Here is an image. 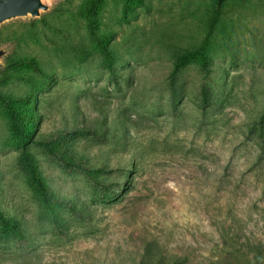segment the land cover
Masks as SVG:
<instances>
[{
  "label": "rangeland",
  "instance_id": "rangeland-1",
  "mask_svg": "<svg viewBox=\"0 0 264 264\" xmlns=\"http://www.w3.org/2000/svg\"><path fill=\"white\" fill-rule=\"evenodd\" d=\"M88 1L53 0L38 18L0 24V93L37 98L24 147L8 145L0 105V264H263L264 0H225L209 69L183 68L174 104V57L204 38L214 1L104 0L112 71L88 36ZM29 57L50 75L16 62ZM39 140L130 189L108 201ZM31 175L83 217L51 210Z\"/></svg>",
  "mask_w": 264,
  "mask_h": 264
},
{
  "label": "trees",
  "instance_id": "trees-1",
  "mask_svg": "<svg viewBox=\"0 0 264 264\" xmlns=\"http://www.w3.org/2000/svg\"><path fill=\"white\" fill-rule=\"evenodd\" d=\"M138 2L142 0H137ZM215 3L216 11L212 16L210 21L209 28L200 41V43L193 48L184 49L178 52L172 63V70L169 74V87L172 92V103L176 97V84L178 77L183 68L188 64H195L204 72H207L210 65V58L208 56V50L211 44L212 33L215 28V25L219 21L221 10L225 0H213ZM104 0H89L84 7L83 17L86 23V30L88 36L95 43V48L103 56V65L104 67L112 71L113 64L115 61V56L113 52L109 49V44L113 39L112 34H101L99 31V16L103 7ZM125 10V8H124ZM32 41H36L35 38L29 36ZM16 62L19 64L31 68L37 72L42 77H48L50 74L45 71L40 63L33 57L18 59ZM17 75V74H16ZM7 76V75H6ZM8 75L7 77H11ZM204 101L208 98V94L203 90ZM36 93L27 92L24 95H15V94H3L0 93V105L3 107L4 114L8 121V131H9V143L11 147H24L27 144L33 141V131L36 125ZM39 146H42L53 155L63 166L67 168H74L81 171V173L90 180L95 186L100 188L101 192L105 195L108 201L121 200L125 193L130 189V182L118 183L117 185L106 183L103 184L100 179L102 176L108 175L111 173V169H108L104 166L96 168H85L79 167L75 164L70 163L69 161L62 159L58 156H55L52 146L49 145L47 141H37ZM135 164H130L127 168L126 173L132 175L135 173ZM131 181V180H130ZM29 184L36 191L38 196L41 198L42 202L47 206H50V209L53 208H65L74 215L83 217L84 211L75 207L70 201H64L56 198L53 194L48 191V188L42 180L31 175L29 178ZM52 221L57 223V218L55 215L51 216ZM0 222H4V216L0 212ZM10 227L11 231H17L15 223H6ZM264 264V263H263Z\"/></svg>",
  "mask_w": 264,
  "mask_h": 264
},
{
  "label": "water",
  "instance_id": "water-1",
  "mask_svg": "<svg viewBox=\"0 0 264 264\" xmlns=\"http://www.w3.org/2000/svg\"><path fill=\"white\" fill-rule=\"evenodd\" d=\"M53 0H0V24L18 18H38L41 12L47 11V2ZM5 50L0 48V59ZM3 65L0 63V68Z\"/></svg>",
  "mask_w": 264,
  "mask_h": 264
}]
</instances>
